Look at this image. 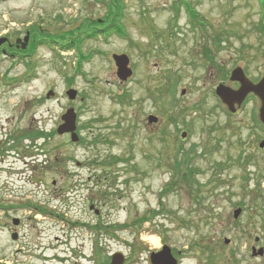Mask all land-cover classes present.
Returning <instances> with one entry per match:
<instances>
[{
  "label": "rangeland",
  "instance_id": "rangeland-1",
  "mask_svg": "<svg viewBox=\"0 0 264 264\" xmlns=\"http://www.w3.org/2000/svg\"><path fill=\"white\" fill-rule=\"evenodd\" d=\"M122 4L119 35L100 0H0V37L31 30L44 43L30 57L0 55V139L1 125L16 135L0 164V202L14 207L0 219V264H110L116 253L150 264L164 244L179 264H264L251 252L264 248L260 102L231 114L214 92L237 87V67L261 79L264 0ZM80 38L78 65L76 47L59 48ZM121 53L125 82L112 60ZM70 107L84 143L56 133ZM11 217L22 220L17 241Z\"/></svg>",
  "mask_w": 264,
  "mask_h": 264
},
{
  "label": "water",
  "instance_id": "water-1",
  "mask_svg": "<svg viewBox=\"0 0 264 264\" xmlns=\"http://www.w3.org/2000/svg\"><path fill=\"white\" fill-rule=\"evenodd\" d=\"M5 39H0V44L4 42ZM28 37L26 36L23 41L22 48L24 49L27 43ZM264 46V42H263ZM113 60L115 62V66L117 68V76L121 82L127 81L132 76V70L129 67V58L124 55H113ZM231 82H236L239 84L237 90H232L230 87L225 85H218L215 93L221 100V102L227 106L230 112H235V105L240 106L244 99L249 94H253L260 101L259 108V120L264 124V73L261 79L257 83H252L244 74L240 67L235 68L231 72L230 76ZM66 95L69 100L73 101L76 98V91L70 89L66 92ZM50 96H53V92L50 91L47 93L46 98L48 99ZM63 123L58 127L57 133L59 135H63L65 133H69L72 142H77L78 137L75 133L76 130V114L72 108L68 109L66 113L62 116ZM149 124L156 123L157 118L150 115L147 118ZM182 137H185V133L182 134ZM264 143H260V147H263ZM240 213L239 210L235 211V218L238 217ZM17 220H14V224H17ZM12 239H16V234L12 235ZM225 244H228V240L225 241ZM263 249L260 248L258 251L255 248L252 249V255H262ZM149 260L151 264H177L175 258L171 254V249L168 246H163L159 252H153L149 256ZM124 257L121 253H116L111 257L110 264H123Z\"/></svg>",
  "mask_w": 264,
  "mask_h": 264
},
{
  "label": "flooded vegetation",
  "instance_id": "flooded-vegetation-1",
  "mask_svg": "<svg viewBox=\"0 0 264 264\" xmlns=\"http://www.w3.org/2000/svg\"><path fill=\"white\" fill-rule=\"evenodd\" d=\"M27 32L29 34V37H28V40H27V43H26L24 49L22 48L23 43L20 41L21 40L20 38L15 37L13 39L11 35H8V36L3 35V36H1V37L5 38V40H4V42H2V44H0V55H2L4 57L5 56L9 57L12 61L15 60L16 58H18V56L19 57L20 56H22V57H27V56L30 57V56H32L35 53L36 49L40 46L39 45L40 42H39L38 39H37V41L35 40L34 34L31 32V30H25L24 31V35H26ZM37 43H38V45L35 48L32 47L33 45H35ZM29 48H30V50H27ZM252 82L255 83V81H252ZM232 83H234V82H232ZM218 84H222V85H225V86L229 87L226 84V80L225 81H221ZM236 86H237L236 88H231V87L230 88L232 90H237L239 85L236 83ZM249 97H254V96L253 95H247V97L245 99H247ZM254 98L257 99L256 97H254ZM245 99H244V101H245ZM242 103H241V105H242ZM241 105L237 106L236 109L240 108ZM0 120H2V119L0 118ZM3 122L7 125L10 121H9L8 118H6V119H3ZM1 130H4L6 132V134H4L3 139H0V164H2V166H3L5 164L6 159H7V155L6 154H7V152L9 150H11V148L9 146L10 140L11 141L14 140L16 135L14 133H13L14 134L13 135L12 133L9 132L10 131V126L4 127L3 125H1ZM24 135H25V132L22 133V136H24ZM35 135H36L35 137H38V138L41 137V135H39V134H35ZM7 137H8V139H7ZM18 138H20V136H18ZM20 139H24V138L21 137ZM25 205L26 206L24 208H30L31 207L30 203L29 204H25ZM13 210H14V207H12L11 205L3 204L2 202H0V219H3L4 215H6V213H9L10 211H13ZM35 210H36L35 211L36 213H43L39 206H37L35 208ZM15 218L16 217H11L10 221H11L12 224H7L5 226L7 228V231L9 232L10 236L13 235V234H16V238H17L19 236L18 235V228L21 226L22 220L17 218L18 224L16 226H14L13 225V220ZM17 240H18V238L15 241H17ZM256 241H258V239ZM159 250L160 249H158L157 251H159ZM171 252H172L173 257L177 260V263L179 264L180 259L178 257H176V254H173L174 253L173 250H171Z\"/></svg>",
  "mask_w": 264,
  "mask_h": 264
},
{
  "label": "trees",
  "instance_id": "trees-1",
  "mask_svg": "<svg viewBox=\"0 0 264 264\" xmlns=\"http://www.w3.org/2000/svg\"><path fill=\"white\" fill-rule=\"evenodd\" d=\"M100 2L102 4H106V20H108L110 23H108L107 25L109 26V29H111V31L115 34H122L123 33V27L121 25V21L122 19L124 18V5L122 4V0H100ZM97 21L90 24L91 28H94V31H91V35H90V38H93V37H96V35L98 34L97 31H98V26H97ZM89 33V32H88ZM88 33H86L84 36H86V39L89 37L88 36ZM71 34V32H70ZM124 34V33H123ZM84 38H80L79 41L77 43H74V42H71L69 44H66V45H63L61 46L60 48L62 50H68V49H72V46L76 47V49L79 50V54H80V57H79V62L78 64H80L81 60L82 59H85V57H83V55L81 54L80 52V44L81 42L83 41ZM38 45L35 44L33 45V47L35 48L36 46ZM76 45V46H75ZM33 48V49H34ZM59 48V49H60ZM125 95L121 96L119 98V100H121L122 98H124ZM79 129H82L81 127ZM39 135H45L44 133H40ZM46 136V135H45ZM23 137H26V135H24ZM32 138H35L34 136ZM80 143H84L85 140V137H80ZM98 141V139L96 140ZM183 163H187L186 161H182ZM180 163V162H179ZM179 163H176L175 166H178V165H181ZM104 163H102L103 165ZM174 170V169H173ZM191 172V171H190ZM167 192V189L164 188L161 192V194H165Z\"/></svg>",
  "mask_w": 264,
  "mask_h": 264
},
{
  "label": "bare ground",
  "instance_id": "bare-ground-1",
  "mask_svg": "<svg viewBox=\"0 0 264 264\" xmlns=\"http://www.w3.org/2000/svg\"><path fill=\"white\" fill-rule=\"evenodd\" d=\"M147 241H149L150 243H153L154 240L152 238L146 239Z\"/></svg>",
  "mask_w": 264,
  "mask_h": 264
}]
</instances>
